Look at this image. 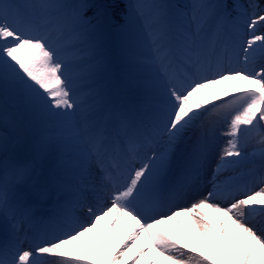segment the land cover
I'll list each match as a JSON object with an SVG mask.
<instances>
[{
  "label": "snow or ice",
  "instance_id": "1",
  "mask_svg": "<svg viewBox=\"0 0 264 264\" xmlns=\"http://www.w3.org/2000/svg\"><path fill=\"white\" fill-rule=\"evenodd\" d=\"M118 9L116 79L101 37ZM257 26L264 8L255 0L247 8L0 0V220L10 225L0 234V264H101L105 256L106 264H264V222L253 223L264 217ZM133 91L156 103H132ZM9 102L23 162L8 156ZM225 169L237 174L221 180ZM188 195L199 198L168 207ZM102 221L93 259L74 245ZM118 224L124 234L109 252Z\"/></svg>",
  "mask_w": 264,
  "mask_h": 264
},
{
  "label": "rangeland",
  "instance_id": "2",
  "mask_svg": "<svg viewBox=\"0 0 264 264\" xmlns=\"http://www.w3.org/2000/svg\"><path fill=\"white\" fill-rule=\"evenodd\" d=\"M124 2V5L130 2H134V0H120ZM56 2L59 3H63L69 6L72 5H77L80 3H95V4H106V2L102 1V0H56ZM190 0H165V3H169V4H175V5H185L187 3H189ZM205 3H209V4H216V3H226L229 5V7L231 8V6L233 4H239L245 8H247L248 4L250 3V0H204ZM255 3L259 4L257 0H255ZM261 8H264V4L261 5ZM95 10L90 11V14L93 15V12ZM124 11V10H123ZM123 11H121V14H123ZM90 15V16H91ZM123 21L122 20H118L116 19L115 23H110L104 31V35L101 37V42L103 44V48L108 56V67L109 70H117L119 69V64L117 63V61H119V41L121 39V34H120V30H119V25L122 24ZM257 34H262L264 33V28H261L260 26H257L256 29ZM104 37L106 38V40L104 39ZM259 64V61L257 62V65ZM258 68V66H257ZM259 70V68H258ZM132 97V96H130ZM3 112H4V108L2 103H0V117L3 116ZM7 113H8V117H9V127L7 129L8 135L10 137V143H9V158H16L18 159L20 162H23L25 159L28 158V153L25 151L24 145L21 144H17L15 147L12 146L11 143V139L14 138V133L12 132V121L16 119V110L14 109L13 105L11 104V102H9L8 106H7ZM264 127V126H261ZM223 130V126H220V130H218L216 132V142L218 144H222L224 141V137L220 135V131ZM5 128L3 126V123L0 122V132H4ZM3 153H0V158L2 157ZM248 168H246V166H244L241 169L237 170V173L239 171H247ZM237 173H234L231 169H228L227 172L221 177V179H225L226 177L232 176V175H236ZM210 177V174L207 173L206 176L204 177L203 180V184L201 186V191H203L204 188H208V178ZM205 182L207 184H205ZM204 186V187H203ZM199 198L198 196H194L193 195V200ZM165 211H167V209H165ZM205 212H207V209H205ZM86 215L84 214L81 218V220H83V217H85ZM259 223H262V221H258ZM258 223V224H259ZM170 227V226H169Z\"/></svg>",
  "mask_w": 264,
  "mask_h": 264
},
{
  "label": "bare ground",
  "instance_id": "3",
  "mask_svg": "<svg viewBox=\"0 0 264 264\" xmlns=\"http://www.w3.org/2000/svg\"><path fill=\"white\" fill-rule=\"evenodd\" d=\"M158 2L165 3V0H158ZM104 39L106 40L105 37H104ZM241 55H242V53H241ZM257 70H258V68H257ZM133 94L138 97L136 100V102H138L137 105H143L145 107V109H149L154 103H156V101L154 100L156 98L155 95H149V94L141 92V91H133ZM260 124H261V126H264V122H260ZM247 151L249 154H251V152L253 151V146L249 145ZM8 155H9V152H8ZM3 159H4V155L2 154L0 161H2ZM216 160H217V157L214 155L212 157V164L207 169V171L205 172V175H204V176H206L207 173L210 174V177L208 178L207 181H209L211 179L212 170L215 168ZM255 160L257 161V163H259V156L255 157ZM250 167H251V165H246V168H250ZM225 172H226V169L223 171L222 175L220 176V179L225 174ZM205 184H207V183L205 182ZM208 187H210L209 183H208ZM192 201H193V195H188V196H185L182 198H176V199L171 200L168 203V207L171 208L172 210H175L177 208L190 206ZM83 213L84 212L78 211L77 216H80ZM84 219L86 220V218H84ZM180 219L183 223H186L189 225V227H192L190 222L185 217H180ZM260 220L262 222H264V217L256 216L255 219L253 220V223L256 224V227L258 229L261 227V223L258 222ZM83 222H80V223H83ZM104 223L105 222H103V221L101 222V225L99 226V228L92 234L91 239H85V240L76 242L74 247L77 249V251H79L82 248L85 255H89L93 259L96 258V252H97L96 241H97L101 231L103 230ZM5 228H10V225H5L3 223V221L0 220V234L3 233ZM123 234H124V227H123V225L118 224L115 231L109 237V242H108V251L109 252H111V250L115 244L119 243V240ZM106 261H107V257L105 256L102 258L101 264H106ZM129 264H131V262H129Z\"/></svg>",
  "mask_w": 264,
  "mask_h": 264
}]
</instances>
